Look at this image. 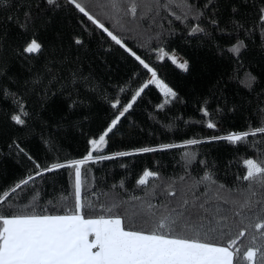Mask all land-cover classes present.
I'll use <instances>...</instances> for the list:
<instances>
[{
	"label": "trees",
	"instance_id": "obj_1",
	"mask_svg": "<svg viewBox=\"0 0 264 264\" xmlns=\"http://www.w3.org/2000/svg\"><path fill=\"white\" fill-rule=\"evenodd\" d=\"M81 2L125 47L115 44L67 0H57L56 5L46 0L0 4V190L32 175L33 160L50 167L82 159L91 151L89 140L104 134L132 102L106 141L116 152L133 154L94 157L81 166L82 198L95 205V210H85V218L100 215V205L110 207L113 201L120 205L114 211L125 218L142 209L147 213L148 203L159 206L171 201L174 206L182 198L191 202L193 195L203 201L207 182L196 185V181L205 172L211 173L215 181L211 191L220 197L211 205L231 209L225 200L247 195L248 182L238 179L246 172L243 160L264 161V134L235 145L210 138L264 126V21L260 20L264 0H136L134 15L122 10L116 17L107 0ZM129 2L125 0L124 8ZM25 12L31 17L27 22ZM197 26L203 31L193 32ZM33 38L42 45L41 52L23 53ZM77 38L81 44L75 43ZM238 42L243 47L233 53L230 49ZM160 49L167 53L163 59L158 57ZM133 52L175 97L166 102L163 92L150 84L132 101L150 80V72ZM170 52L187 62V70L171 61ZM116 100L120 104L113 108ZM19 104L30 114L24 126L11 120L20 111ZM209 121L219 126L205 133ZM193 139L200 143H185ZM14 141L25 153L18 152ZM144 142L158 150L135 152ZM164 144L177 147L160 149ZM145 170L158 177L138 185ZM74 182L71 168L44 173L24 189L18 205L25 211L35 205L37 212L64 214L65 207L74 206ZM168 191L176 195L168 197ZM145 218L137 216L135 227H151ZM196 220L192 218L193 223ZM239 220L231 215L233 234L248 228L247 221ZM253 231L248 228L238 246L246 247Z\"/></svg>",
	"mask_w": 264,
	"mask_h": 264
},
{
	"label": "snow or ice",
	"instance_id": "obj_2",
	"mask_svg": "<svg viewBox=\"0 0 264 264\" xmlns=\"http://www.w3.org/2000/svg\"><path fill=\"white\" fill-rule=\"evenodd\" d=\"M46 2L49 5H56L57 0H46ZM67 3L107 33L115 44L125 47L117 35L90 14L81 0H67ZM0 4L8 5L9 0H0ZM124 4L125 0H107L106 6L114 17L122 10L134 15L137 10L136 0H130L126 8ZM186 6L191 10V5ZM260 12V20L264 21V8ZM25 18L26 22L31 18L28 12H25ZM211 23L215 25L216 21L212 20ZM21 27H26V23L21 24ZM192 31L202 32L203 29L197 26ZM75 43L82 42L77 38ZM242 47V42H238L230 51L239 53ZM41 50L42 45L33 38L26 43L23 53L38 54ZM132 55L152 75V78L132 96L133 102L150 84L156 85L163 92L166 102L167 98L176 96L167 84L157 78L156 72L144 60L134 52ZM166 55L163 49L158 51L160 59ZM172 59L175 63V58ZM178 67L187 70V62L178 64ZM118 104L120 101L116 100L111 106L117 108ZM132 106V102L124 106L98 140H89L92 150L106 143L108 133ZM18 107L20 111L13 114L11 120L16 125L24 126L30 114L24 110L23 104H19ZM202 111L207 115L206 110L202 109ZM207 127L215 128L216 125L209 121ZM257 133L264 134V126L244 132H230L226 136H213L210 139L226 140L235 145L245 142L249 136L254 137ZM261 139L264 141V136ZM185 143L197 144L200 141L193 139ZM13 145L18 152L25 153V149L15 141ZM173 147L177 146L173 144L159 146L160 149ZM157 150V148L143 147L135 149V152ZM132 154V152H116L114 156ZM112 158L101 155L97 156L96 160ZM28 159L33 160L31 156H28ZM88 161H93L92 151L82 159L52 163L50 167H42L33 160L36 171L32 175L20 180L9 189L0 190V264H264V161L254 158L243 160L246 172L238 179L248 182L247 189L244 190L247 195L242 199L225 200L224 204H231V209H223L219 204L214 207L211 205V201L220 197L211 191L215 181L211 173L205 172L204 176L196 181V185L207 182L203 201L199 196L193 195L191 202L188 198H182L174 206L171 201L159 206L148 203L147 213L142 209L126 218L114 211L120 205L113 201L110 207L100 205L102 209L100 215L95 218H85L86 209L95 210L94 204L85 203L82 198L81 166ZM65 167L74 169V206L65 207L63 215L37 212L35 205L32 206L31 211L19 207L18 201L30 182L44 173ZM154 177H158V173L145 170L137 183L146 185L149 178ZM220 187L223 188L222 185ZM166 195L174 197L176 193L168 191ZM63 199L66 204L67 197ZM139 215H145L144 222L150 223L151 227H135V219ZM231 215L240 217V224L247 221L248 228L254 229L246 247L238 246V241L246 236L248 228L242 227L233 234ZM193 217L197 218L195 223L192 222ZM253 220L256 222L253 223ZM90 236L94 239H90Z\"/></svg>",
	"mask_w": 264,
	"mask_h": 264
},
{
	"label": "rangeland",
	"instance_id": "obj_3",
	"mask_svg": "<svg viewBox=\"0 0 264 264\" xmlns=\"http://www.w3.org/2000/svg\"><path fill=\"white\" fill-rule=\"evenodd\" d=\"M168 57L171 59V61L173 62V59H172V57H174L175 58V64L178 66V64H180V63H184L185 62V60L181 57V56H179L177 53H175V52H170V53H168ZM151 68V67H150ZM153 69V68H152ZM154 70V69H153ZM161 70H163V68H161ZM155 71V70H154ZM156 72V71H155ZM157 74V73H156ZM152 78V75H151V72H150V79ZM157 78L159 79V77L157 76ZM160 80V79H159ZM215 125H216V127L217 126H219V123L218 122H216V121H212ZM215 127V128H216ZM215 128H208L207 126H206V128H205V133H211ZM157 136H158V138L160 137V133H157ZM99 138H97V140H98ZM143 146L144 147H147V142H144L143 143ZM149 147V146H148ZM91 151H92V154H93V158L94 157H97V156H101V155H103V156H106V155H110V154H115L116 153V151L114 150V149H111V148H108V144H107V141H106V143L103 145V146H101L100 148H98V149H95V150H92L91 149Z\"/></svg>",
	"mask_w": 264,
	"mask_h": 264
},
{
	"label": "crops",
	"instance_id": "obj_4",
	"mask_svg": "<svg viewBox=\"0 0 264 264\" xmlns=\"http://www.w3.org/2000/svg\"><path fill=\"white\" fill-rule=\"evenodd\" d=\"M60 215H63V214H60ZM89 238H90V239H94V237H91V236H90Z\"/></svg>",
	"mask_w": 264,
	"mask_h": 264
}]
</instances>
